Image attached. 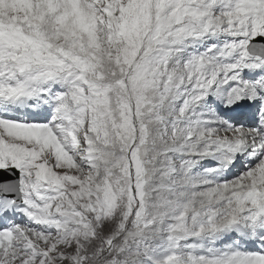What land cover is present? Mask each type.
<instances>
[{
	"label": "snow or ice",
	"instance_id": "obj_1",
	"mask_svg": "<svg viewBox=\"0 0 264 264\" xmlns=\"http://www.w3.org/2000/svg\"><path fill=\"white\" fill-rule=\"evenodd\" d=\"M0 170V264H264V0H0Z\"/></svg>",
	"mask_w": 264,
	"mask_h": 264
},
{
	"label": "rangeland",
	"instance_id": "obj_2",
	"mask_svg": "<svg viewBox=\"0 0 264 264\" xmlns=\"http://www.w3.org/2000/svg\"><path fill=\"white\" fill-rule=\"evenodd\" d=\"M23 217L22 216H19V217H17V222H22L23 221Z\"/></svg>",
	"mask_w": 264,
	"mask_h": 264
}]
</instances>
